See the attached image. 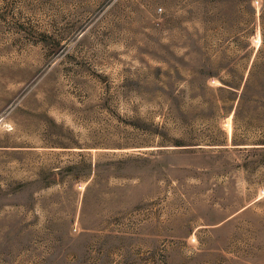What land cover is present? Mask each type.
Returning <instances> with one entry per match:
<instances>
[{"label": "rangeland", "instance_id": "rangeland-1", "mask_svg": "<svg viewBox=\"0 0 264 264\" xmlns=\"http://www.w3.org/2000/svg\"><path fill=\"white\" fill-rule=\"evenodd\" d=\"M263 141L264 0H0V264H264Z\"/></svg>", "mask_w": 264, "mask_h": 264}, {"label": "trees", "instance_id": "trees-1", "mask_svg": "<svg viewBox=\"0 0 264 264\" xmlns=\"http://www.w3.org/2000/svg\"><path fill=\"white\" fill-rule=\"evenodd\" d=\"M232 142H233V144H235V145H243V144H246V143H240V142H238V141H236V140H232ZM258 144H264V141L261 142V143H258ZM262 148H264V147H262Z\"/></svg>", "mask_w": 264, "mask_h": 264}]
</instances>
